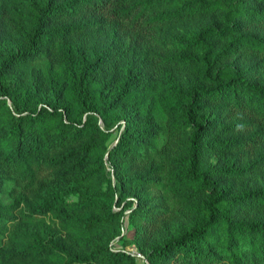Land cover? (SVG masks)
I'll list each match as a JSON object with an SVG mask.
<instances>
[{"label": "trees", "instance_id": "16d2710c", "mask_svg": "<svg viewBox=\"0 0 264 264\" xmlns=\"http://www.w3.org/2000/svg\"><path fill=\"white\" fill-rule=\"evenodd\" d=\"M128 242L264 264V0H0V264Z\"/></svg>", "mask_w": 264, "mask_h": 264}, {"label": "rangeland", "instance_id": "374dc122", "mask_svg": "<svg viewBox=\"0 0 264 264\" xmlns=\"http://www.w3.org/2000/svg\"><path fill=\"white\" fill-rule=\"evenodd\" d=\"M99 123L101 124V126H104V122L101 119L99 120ZM110 130H112L113 132H112L111 137L108 140V143H107L108 146H112L115 143V140L117 139L119 135V130L117 129L116 126L111 125ZM126 211H128V209ZM133 233H134L133 226L129 223L128 218L125 217L124 224H123V234L125 235L126 238L130 239ZM114 244L116 246H121L120 243H118L117 241ZM125 249L131 254L135 255V260L137 263L148 264V262L144 260L143 255L138 252V250L133 244L128 242L125 246Z\"/></svg>", "mask_w": 264, "mask_h": 264}]
</instances>
